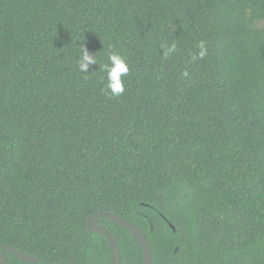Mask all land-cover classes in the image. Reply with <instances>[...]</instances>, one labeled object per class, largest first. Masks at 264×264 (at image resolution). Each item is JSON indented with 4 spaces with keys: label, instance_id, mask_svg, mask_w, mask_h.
<instances>
[{
    "label": "trees",
    "instance_id": "trees-1",
    "mask_svg": "<svg viewBox=\"0 0 264 264\" xmlns=\"http://www.w3.org/2000/svg\"><path fill=\"white\" fill-rule=\"evenodd\" d=\"M110 53L129 67L116 97ZM100 211L152 264H264V0H0V250L112 264L86 226Z\"/></svg>",
    "mask_w": 264,
    "mask_h": 264
},
{
    "label": "water",
    "instance_id": "water-1",
    "mask_svg": "<svg viewBox=\"0 0 264 264\" xmlns=\"http://www.w3.org/2000/svg\"><path fill=\"white\" fill-rule=\"evenodd\" d=\"M100 217H104L112 220L116 224L125 228L129 233H131L138 241L141 247L142 256H143L142 264H152V253L150 246L148 244L144 232L137 225L111 212L100 211L93 213L87 218V222H86L87 230L90 233L92 232L100 233L107 238L112 255V264L119 263V259H120L119 246L115 236L106 227L98 223V218ZM169 225L174 230V226L171 223H169ZM3 249H6L7 252L14 255L21 262L36 263L38 261V259L34 257L32 254L22 252L13 247L4 245ZM174 251H177V247L175 248ZM0 264H8L6 257L1 250H0Z\"/></svg>",
    "mask_w": 264,
    "mask_h": 264
},
{
    "label": "clouds",
    "instance_id": "clouds-1",
    "mask_svg": "<svg viewBox=\"0 0 264 264\" xmlns=\"http://www.w3.org/2000/svg\"><path fill=\"white\" fill-rule=\"evenodd\" d=\"M198 51L192 54V60L203 59L207 55V47L204 41H200L197 45ZM177 49V44L172 42L168 47L163 50L164 58L170 57V55ZM109 63L103 65V70L107 74L106 89L112 97L120 96L124 93L125 86L123 83V77H126L129 73V67L126 60L117 53H110L108 56ZM97 64V59L94 54H90L86 48L81 46L80 54L77 60L78 69L81 73H88L89 65ZM184 76H188V72L182 73Z\"/></svg>",
    "mask_w": 264,
    "mask_h": 264
}]
</instances>
